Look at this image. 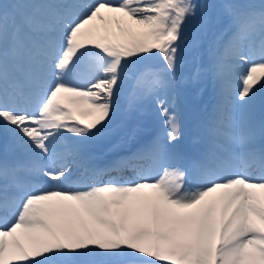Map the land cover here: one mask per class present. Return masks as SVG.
I'll use <instances>...</instances> for the list:
<instances>
[{
	"label": "snow or ice",
	"instance_id": "snow-or-ice-1",
	"mask_svg": "<svg viewBox=\"0 0 264 264\" xmlns=\"http://www.w3.org/2000/svg\"><path fill=\"white\" fill-rule=\"evenodd\" d=\"M215 7L198 0H0V264H264V147L255 146L257 135L264 138V3L258 10L219 6L238 42L260 37L259 60L236 53L249 66L235 90L227 86L229 99L209 128L240 151L215 144L225 154L206 150L191 183L185 168L168 163L182 158V124L168 97L186 29L197 17L206 29ZM149 55L162 63L142 66ZM84 57L94 82L74 83L70 74ZM221 67L217 61V72ZM125 85L130 110L156 97L164 132L90 176L87 141L118 115ZM25 97L35 106L22 105ZM258 102L259 125L251 118ZM235 108L250 113L239 131ZM13 150L24 157L9 161ZM145 160L162 169L158 177L134 163ZM79 167L85 173L76 176ZM128 167L132 179L94 178Z\"/></svg>",
	"mask_w": 264,
	"mask_h": 264
},
{
	"label": "rangeland",
	"instance_id": "rangeland-1",
	"mask_svg": "<svg viewBox=\"0 0 264 264\" xmlns=\"http://www.w3.org/2000/svg\"><path fill=\"white\" fill-rule=\"evenodd\" d=\"M87 1L92 2V0H87ZM40 2H49V0H40ZM52 2H55V0H52ZM198 2L215 5L216 7L210 11L209 22L206 29L201 30L199 17H197L188 25L186 29V43H184L181 48V62L179 63L176 69L175 86L178 85V87L181 88L182 90L184 89L189 90V97H188V93L187 92L185 93L187 99L186 102L187 103L189 102V104H193V102L191 103V99H189L191 94L194 95L196 93V96L198 94V102L201 104V106L196 107L193 105L196 115L198 119L204 120V118L207 117V119L210 120L207 122L208 123L207 135L204 136L207 138L208 137L211 138L213 142L214 140L219 142L224 149L226 147L228 150L231 146H235V145L229 144L226 140L222 138L220 140L214 139V137L211 135L209 131V128L212 126V122L215 116L219 114L217 111L218 108L216 109L213 108L214 111H212L210 115L208 114L209 109L206 105L209 102H212V100H215L213 98H210L212 96L213 97L215 96L214 98H216L219 104L222 103L225 105L227 103L229 99L227 86L231 84L233 90H235L236 86L239 83V75L244 69H246L249 66L243 60H241L239 56L236 55V53L239 51L243 56L251 55L255 59L259 60L260 38L258 36H254L252 38L238 42L234 35L236 29L233 26L230 17L219 6L225 3H233L236 5L254 6L258 10L259 6L262 3H264V0H198ZM226 48H232V51L226 54L225 53ZM217 61H219V63L222 65V67L219 69L218 72L215 68V64L217 63ZM161 63L162 62L158 57L149 55L148 58H146L141 62V65L158 66ZM77 71H79V74L77 75L73 74ZM73 73L70 74L69 79L74 83L87 84L89 81H92L93 72L91 69L89 58L88 57L82 58L81 61L77 64V66L73 69ZM206 79H210V80L212 79L211 82L214 88H211L206 83H203L204 80ZM235 79L236 82H234ZM130 91L131 89L128 85H125L124 89L122 90L121 98L119 101L120 111L118 113L121 120L126 119L127 117H132L131 115L136 116L135 118L139 116L140 118L143 119L145 116V111L143 109L144 105L145 106L154 105L157 107L156 97L147 96L139 100L130 110L129 108ZM202 94H208V95L201 96ZM21 104L22 105L29 104L35 106L34 98L25 97L21 100ZM257 105H256L257 107L255 106V108L257 109L254 114L257 115L258 117L256 118L255 122L257 125H259L262 114H261V109H259L260 105L258 103ZM238 109L239 108H235L232 111V116L234 117L236 127L240 123V120H238V118L241 117L240 112H238ZM246 112L247 110L245 109V111H243L242 113L245 114ZM72 115H74V113H72ZM80 117L76 116V119L80 120L79 119ZM114 123L115 122L110 123L108 127L102 132V134L109 133V135H111L112 137L116 136L118 133L117 132L113 133L114 130L111 128L114 127L115 125ZM237 130L239 131L238 128ZM64 136L67 137V140L69 138V142L67 141L69 144L72 143L70 142L71 140L76 139V138L72 139L73 134L71 133L65 132ZM143 139L146 138L144 137ZM257 139H260L261 142H264V138L260 137L259 135H257L256 140ZM201 141L202 142L199 143L200 151H202L201 148H208L205 145L207 142L209 143V141L208 140L205 141V139ZM0 146L2 147L0 149V152L4 151L3 150L4 145L0 144ZM91 148L94 151L96 150V147L92 146ZM106 150L107 148H105V151L103 153H105ZM184 159L186 160H182V162L179 163V166L187 170V180L190 182L194 180V177L199 170L198 166L201 164V160L195 158H193L192 160L188 156ZM145 161L146 163L144 167L146 168L147 172L149 174L151 172L156 173L155 177H158L161 173V168L158 165H151L150 161L147 160ZM251 172L252 174H258V172H260V169L254 165ZM109 176L110 175L107 174L105 177H97L99 179L96 180L107 181L108 180L107 177ZM134 176H135V172L133 171L132 167L119 170L114 174V176L112 175V177L123 178L124 180L132 179Z\"/></svg>",
	"mask_w": 264,
	"mask_h": 264
},
{
	"label": "bare ground",
	"instance_id": "bare-ground-1",
	"mask_svg": "<svg viewBox=\"0 0 264 264\" xmlns=\"http://www.w3.org/2000/svg\"><path fill=\"white\" fill-rule=\"evenodd\" d=\"M84 2H88L87 0H84ZM258 36V35H257ZM259 37V36H258ZM260 38V37H259ZM249 45V44H248ZM208 62V60H207ZM73 73V71H72ZM75 75L79 74V71L73 73ZM212 80V79H211ZM210 79L204 80L203 83H206L209 85V87L214 88L213 84ZM211 82V84H210ZM236 82V79L234 80ZM188 93L189 97V90H182L178 87V85L175 86V92L169 95V100L175 99L176 108L181 120L182 124V136L180 140L177 142L178 149L181 153L182 158L179 160L173 159L169 157L168 163L174 162L179 164L182 162V160H186L187 156L190 157L192 160L200 159L202 163V156L205 153L206 150L201 152L199 150V143H201L203 139L208 140L205 146L211 147V145H215L218 142L214 140V142L211 140V138H207L204 135H207V127H208V121L207 117L204 118V120L198 119L195 109L193 107H199L201 104L198 102V94L196 96V93L193 95L191 94L190 98L191 103H187L186 95L185 93ZM192 93V92H191ZM215 94V93H214ZM208 94H202L201 96H205ZM215 97V96H214ZM213 96L210 98H213L215 100H212V102H209L206 106L208 107V114L211 115L212 111L214 109L223 106L224 104L220 103L214 98ZM198 103V104H197ZM224 103V102H223ZM259 104V102H258ZM258 106V105H257ZM256 106V107H257ZM214 108V109H213ZM143 109L145 111L144 118H140L139 116L135 118L136 116L131 115L132 117H127L126 119H120L119 114L115 117H112V122H115L114 127H111L114 132L118 133L116 136L112 137L109 135V133L105 134H99L96 137L92 138L91 140L87 141V150H86V157L85 163H87L89 166H85L88 169V175H93V170H103L106 169V166H108L110 163V159L117 158L118 156H128L131 152H135L138 149L146 148L158 135H161V133L164 132L163 128V117L160 115L159 109L154 105H147L143 106ZM256 109H253L251 118L256 121L257 115L254 113L256 112ZM261 109V108H259ZM245 111V109H238V112H240L241 117L238 118L240 120V123L238 124L237 128L240 130L242 127L246 126L249 118L250 113L247 110L245 114L242 112ZM242 113V114H241ZM75 116L80 115L78 113H74ZM214 116V115H213ZM91 117H80L79 119H83L87 121ZM242 118V119H241ZM204 121V122H203ZM256 123V122H255ZM111 129V130H112ZM121 129V130H119ZM110 130V131H111ZM66 137V136H65ZM142 137V138H141ZM146 139H143V138ZM67 138V137H66ZM75 138L74 136L72 139ZM71 139V138H70ZM2 140L0 144H5V140L0 138ZM76 139L71 140V144H69V138H68V144L71 146L75 143ZM110 141V142H109ZM258 142L257 148L264 147V142H261L260 139L256 140V143ZM255 143V145H256ZM219 144V143H218ZM96 147V150H92L91 147ZM105 148H107L106 152ZM235 151L239 152L240 148L237 146L233 147ZM5 153H0V159H3ZM100 157V160H97V157ZM24 155L21 152H18L17 150L9 151L8 153V159L9 161H14L18 158H23ZM93 158H95V162H93ZM105 160L106 163L104 162ZM140 164L145 165L146 161H139ZM108 164V165H107ZM254 165H250L248 168V171L252 174L251 168ZM85 167H80L81 169L78 171H82L81 173H85ZM76 169H74L75 171ZM111 170V169H108ZM107 171H98L97 174L94 176L95 179H99L97 177H104V174ZM162 172V169H161ZM80 174V175H82ZM161 174V173H160ZM261 172L254 175H260ZM146 175H150L152 177H155L156 173L151 172L150 174L146 171ZM194 180L190 181L193 182Z\"/></svg>",
	"mask_w": 264,
	"mask_h": 264
}]
</instances>
